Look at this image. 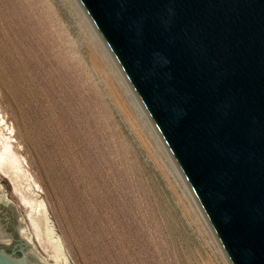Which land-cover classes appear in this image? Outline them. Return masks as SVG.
<instances>
[{
  "label": "rangeland",
  "instance_id": "obj_1",
  "mask_svg": "<svg viewBox=\"0 0 264 264\" xmlns=\"http://www.w3.org/2000/svg\"><path fill=\"white\" fill-rule=\"evenodd\" d=\"M84 12L0 0V244L44 264H230Z\"/></svg>",
  "mask_w": 264,
  "mask_h": 264
},
{
  "label": "water",
  "instance_id": "obj_2",
  "mask_svg": "<svg viewBox=\"0 0 264 264\" xmlns=\"http://www.w3.org/2000/svg\"><path fill=\"white\" fill-rule=\"evenodd\" d=\"M78 2L230 264H264V0Z\"/></svg>",
  "mask_w": 264,
  "mask_h": 264
},
{
  "label": "flooded vegetation",
  "instance_id": "obj_3",
  "mask_svg": "<svg viewBox=\"0 0 264 264\" xmlns=\"http://www.w3.org/2000/svg\"><path fill=\"white\" fill-rule=\"evenodd\" d=\"M0 250L5 251L7 254H9L13 258H21L25 253L27 254V257L31 264H39L31 256V253L27 251L26 244L23 243L21 240L13 244L12 247H1L0 246Z\"/></svg>",
  "mask_w": 264,
  "mask_h": 264
},
{
  "label": "bare ground",
  "instance_id": "obj_4",
  "mask_svg": "<svg viewBox=\"0 0 264 264\" xmlns=\"http://www.w3.org/2000/svg\"><path fill=\"white\" fill-rule=\"evenodd\" d=\"M84 14H85V12H84ZM88 20V19H87ZM90 22H91V20H90ZM92 23V22H91ZM93 25V24H92ZM99 40H100V42H101V45L103 46V48L105 49V52L107 53V55H108V57L110 58V60L112 61V63L115 65V63H116V65L118 64L117 63V61H116V59H115V57L113 56V54H112V52L110 51V49L108 48V46L106 45V43L104 42V40L99 36ZM110 52V53H109ZM115 62V63H114ZM115 65V66H116ZM120 66H119V64H118V71L120 72V74L122 75V77H126V76H124L123 74L124 73H122V70H121V68H119ZM116 68H117V66H116ZM124 79V83L127 85V87H128V89L131 91V93H132V95L134 96V98L136 99V101H137V104L139 105V107L141 108V110L142 111H144L143 113H145L146 114V111H145V109L143 108V106L141 105V103H140V101H139V99H138V97H137V95H136V93H135V91L133 90V88L131 87V85L129 84V82H127L126 81V79L125 78H123ZM137 97V98H136ZM147 115V114H146ZM148 116V115H147ZM148 118H149V116H148ZM153 124V123H152ZM153 128V127H152ZM155 132H157L158 133V131H156V130H154ZM157 135H159V133L157 134ZM159 137V136H158ZM161 138V137H160ZM164 144V143H163ZM170 158H171V160L173 159V157L170 155ZM174 160V159H173ZM174 162V161H173ZM178 168V167H177ZM228 264V263H227Z\"/></svg>",
  "mask_w": 264,
  "mask_h": 264
}]
</instances>
